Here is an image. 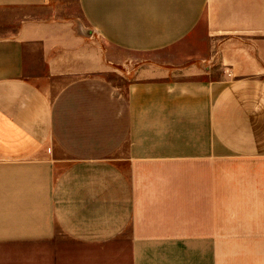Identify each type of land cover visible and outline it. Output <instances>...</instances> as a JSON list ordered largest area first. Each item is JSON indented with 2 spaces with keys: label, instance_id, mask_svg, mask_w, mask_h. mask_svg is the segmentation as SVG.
Listing matches in <instances>:
<instances>
[{
  "label": "crops",
  "instance_id": "crops-1",
  "mask_svg": "<svg viewBox=\"0 0 264 264\" xmlns=\"http://www.w3.org/2000/svg\"><path fill=\"white\" fill-rule=\"evenodd\" d=\"M218 212L264 249V0H0V264H221Z\"/></svg>",
  "mask_w": 264,
  "mask_h": 264
},
{
  "label": "rangeland",
  "instance_id": "rangeland-1",
  "mask_svg": "<svg viewBox=\"0 0 264 264\" xmlns=\"http://www.w3.org/2000/svg\"><path fill=\"white\" fill-rule=\"evenodd\" d=\"M113 83L114 85L121 86V83H124L120 76H115L113 74L108 75V84ZM119 90V89H118ZM122 101V100H121ZM112 101H110L109 98V106H110V122H111V131L113 134H111V138L113 136H117L120 133H123L122 126L123 123H116L114 121L113 111H116L117 109L111 106ZM120 128V129H119ZM61 134H65V131L59 130L60 139H63L64 137L61 136ZM81 153V152H80ZM219 213V229H220V260L221 264H264V249H258L257 246L259 244L257 243H241V242H226L228 232H230V229H226L224 227V224L226 223L225 217L226 213L224 212H218ZM241 215L250 214L251 216H257L256 211H241L237 212ZM248 217V215H246ZM126 252V251H124ZM109 261H111L109 258L107 259V264H109Z\"/></svg>",
  "mask_w": 264,
  "mask_h": 264
}]
</instances>
